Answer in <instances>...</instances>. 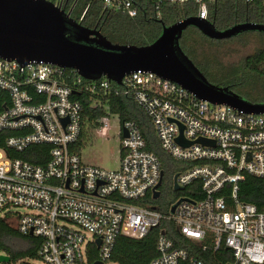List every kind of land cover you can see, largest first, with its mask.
I'll list each match as a JSON object with an SVG mask.
<instances>
[{
	"label": "built area",
	"instance_id": "obj_1",
	"mask_svg": "<svg viewBox=\"0 0 264 264\" xmlns=\"http://www.w3.org/2000/svg\"><path fill=\"white\" fill-rule=\"evenodd\" d=\"M43 1L72 19L77 10L82 8L81 14H86L93 5L101 14L134 18L139 0ZM146 1L155 19H160L163 5L190 4L196 17L209 21V6L223 0ZM112 83L104 77L86 80L76 70L44 62L21 65L0 58V132L18 133L0 149V219L20 235L32 232L41 240L34 258L12 259L0 251L8 258L0 264H88L91 248L97 252L95 262L106 264L118 237L142 239L163 220L172 222L184 238L202 245L203 251L228 249L229 264H264V211L237 199L244 176L264 179V114H245L200 100L151 72H133L119 85ZM80 95L90 99L92 112L102 110L103 115L88 123L77 100ZM113 95L130 97L144 112L170 158L195 163L175 174L176 183L184 190L200 181L201 199L184 198L167 215L129 203L152 196L162 170L158 157L146 150L138 126L111 113L108 97ZM110 116L119 120L118 169L84 164L77 143L91 129L106 137ZM180 135L186 143L203 139L208 145L183 147L176 143ZM31 145L51 147L43 166L9 157L8 152L20 154ZM227 186L229 201L217 196ZM156 252L149 264H205L175 247L164 231Z\"/></svg>",
	"mask_w": 264,
	"mask_h": 264
},
{
	"label": "trees",
	"instance_id": "obj_2",
	"mask_svg": "<svg viewBox=\"0 0 264 264\" xmlns=\"http://www.w3.org/2000/svg\"><path fill=\"white\" fill-rule=\"evenodd\" d=\"M135 3L138 8V14L134 18L118 13L101 14L95 5L90 7L86 14H81V8L79 11L77 10L76 14H72L71 17L84 28L98 30L101 36L112 44L141 47L152 44L161 34L163 27L171 26L181 20L196 17L197 15L195 8L190 4L183 7L163 5L160 19H155L153 12H151L150 4L146 0L135 1ZM208 20L219 31L246 22L264 25V2L259 0L251 4H245L242 0H223L209 6ZM68 35L71 38L74 37L72 30L68 32ZM248 35H254L257 38L254 41L252 38L247 37ZM190 38H195L196 42L200 43V47L205 44L210 48L215 46L219 49H225L226 46H230L233 42L241 46H245L252 41L255 42L257 46L254 52L240 62L242 64L240 69L249 72L250 76L244 73L240 76L242 83L251 81L254 76L264 80V70L261 68L264 66L263 32H245L226 40H212L203 36L195 28L189 27L183 32L179 40V46L184 55L195 65L192 57L181 46L182 42L186 44L185 41ZM198 46L197 44V47L193 48L194 50L188 49L194 57V54H197V57L203 55ZM195 67L198 69L196 65ZM233 71L235 72L234 69ZM202 75L205 77L204 74ZM240 84L239 82L236 85ZM112 85L115 86L114 83ZM224 86L232 92V87L235 84ZM108 99V106L113 115H118L121 122L132 121L138 126L145 141L146 150L153 152L158 157L161 170L163 171L162 183L158 188L160 196L157 199H153L150 194H147L143 198L129 201V203L155 208L163 215H167L171 206L179 198L195 201L201 199L203 194L200 189V181L193 182L182 191H174L172 188L174 175L189 169L195 163L174 160L161 149L150 120L130 97H115L113 95L108 97ZM77 100L83 106L88 123H91L93 118L103 115L102 110L96 113L90 110L91 101L88 97L80 95ZM17 134L9 131L0 132V149L4 148L8 137ZM83 138L77 143L78 149L83 146ZM50 148L48 145H31L23 153L8 152V154L11 158H19L31 164L43 166L46 163V156L44 157V155ZM217 196H224L229 201L230 186H227ZM237 199L239 203L255 206L258 212L264 211V179L249 175L244 176L243 180L238 183ZM161 231H164L165 236L174 243L175 247L186 250L190 256L205 264H229L232 261V255L228 249L221 247L218 251H213L211 248H207L203 251L202 245L184 238L172 222L163 220L157 228L152 229L142 239L137 240L126 236L118 237L109 262L115 264H149L157 256L156 244ZM40 243L41 240L39 238L28 235L22 236L4 219H0V251L9 255L10 258H34ZM14 246H19V248ZM96 260L97 252L94 248H91L88 255V264H92Z\"/></svg>",
	"mask_w": 264,
	"mask_h": 264
},
{
	"label": "water",
	"instance_id": "obj_3",
	"mask_svg": "<svg viewBox=\"0 0 264 264\" xmlns=\"http://www.w3.org/2000/svg\"><path fill=\"white\" fill-rule=\"evenodd\" d=\"M189 27L212 40H226L245 32L264 33V25L260 24L246 22L219 31L209 21L192 17L163 27L159 37L150 45H115L102 37L98 30L82 27L43 0H0V58L17 61L21 65L32 61L44 62L76 70L86 80L104 77L118 85L130 73L151 72L179 84L200 100L225 104L245 114H264V104H253L226 87L212 85L184 55L179 40ZM70 30L75 32L72 38L68 35ZM123 136H127L125 131ZM176 143L183 147L193 143L208 145V141L203 139L186 143L181 135ZM162 178L163 171L152 191L153 199L160 196L158 188ZM176 178L174 175L172 188L182 191ZM182 201L186 199L180 198L171 206L170 214ZM29 235L32 236V232ZM96 244L99 245V240ZM0 261H8V258L0 256Z\"/></svg>",
	"mask_w": 264,
	"mask_h": 264
},
{
	"label": "rangeland",
	"instance_id": "obj_4",
	"mask_svg": "<svg viewBox=\"0 0 264 264\" xmlns=\"http://www.w3.org/2000/svg\"><path fill=\"white\" fill-rule=\"evenodd\" d=\"M254 41L257 37L254 35H248ZM186 44L181 43V46L186 49L188 55H190L201 71L205 75L206 79L212 85L223 88L224 85L235 84L232 87V92L253 104H264V80L252 77L251 81L242 83L241 74L244 73L250 76L249 72L240 69L245 57L252 54L257 44L250 42L245 46H241L236 42L226 46L225 49H219L215 46L210 48L207 45L200 47V43L196 42L195 38L187 39ZM201 49L202 56L197 57V54H193L188 49L194 50L197 47ZM264 70V66L261 67ZM235 70V72L233 71ZM240 85H236L237 83ZM255 102V103H254ZM107 136L99 137L95 134L94 130L88 131L84 136L81 147V160L84 164L90 166L100 167L106 170H116L120 163L119 154V120L117 116H110L108 122ZM19 248V246H14ZM106 264H115L107 262Z\"/></svg>",
	"mask_w": 264,
	"mask_h": 264
},
{
	"label": "flooded vegetation",
	"instance_id": "obj_5",
	"mask_svg": "<svg viewBox=\"0 0 264 264\" xmlns=\"http://www.w3.org/2000/svg\"><path fill=\"white\" fill-rule=\"evenodd\" d=\"M90 30H93V29H90ZM72 32H73V35L75 34V32L72 30ZM91 38H93L94 39V37H91Z\"/></svg>",
	"mask_w": 264,
	"mask_h": 264
}]
</instances>
